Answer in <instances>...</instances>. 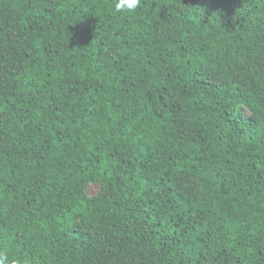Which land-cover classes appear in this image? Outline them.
<instances>
[{
	"label": "trees",
	"instance_id": "1",
	"mask_svg": "<svg viewBox=\"0 0 264 264\" xmlns=\"http://www.w3.org/2000/svg\"><path fill=\"white\" fill-rule=\"evenodd\" d=\"M114 3L0 0V252L264 264V0Z\"/></svg>",
	"mask_w": 264,
	"mask_h": 264
},
{
	"label": "rangeland",
	"instance_id": "2",
	"mask_svg": "<svg viewBox=\"0 0 264 264\" xmlns=\"http://www.w3.org/2000/svg\"><path fill=\"white\" fill-rule=\"evenodd\" d=\"M175 179L177 181L176 191L179 196L183 197L185 194L195 193L199 190L194 179L188 173L178 172ZM85 191L89 198L98 199L103 197L106 188L99 183H90L86 186Z\"/></svg>",
	"mask_w": 264,
	"mask_h": 264
},
{
	"label": "clouds",
	"instance_id": "3",
	"mask_svg": "<svg viewBox=\"0 0 264 264\" xmlns=\"http://www.w3.org/2000/svg\"><path fill=\"white\" fill-rule=\"evenodd\" d=\"M141 0H115L114 9L117 12H134ZM0 264H29L28 260L10 259L6 252H0Z\"/></svg>",
	"mask_w": 264,
	"mask_h": 264
}]
</instances>
